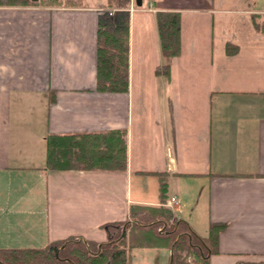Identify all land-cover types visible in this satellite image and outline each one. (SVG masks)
Returning <instances> with one entry per match:
<instances>
[{
    "label": "crops",
    "instance_id": "crops-1",
    "mask_svg": "<svg viewBox=\"0 0 264 264\" xmlns=\"http://www.w3.org/2000/svg\"><path fill=\"white\" fill-rule=\"evenodd\" d=\"M96 1L0 4V248L127 234L132 205H163L154 172H167L175 216L204 237L228 223L209 264H264V0H142L118 91L98 88ZM158 10L181 14L168 75ZM114 129L125 169L48 166L50 134Z\"/></svg>",
    "mask_w": 264,
    "mask_h": 264
},
{
    "label": "trees",
    "instance_id": "trees-1",
    "mask_svg": "<svg viewBox=\"0 0 264 264\" xmlns=\"http://www.w3.org/2000/svg\"><path fill=\"white\" fill-rule=\"evenodd\" d=\"M109 7L100 15L97 48L98 88L128 90L130 52V0H107ZM9 5H73V0H0ZM159 36L165 63L157 73L169 74L171 60L181 52V14L175 10L156 12ZM256 28L264 32V15L256 16ZM126 130L114 129L83 134L49 135L47 164L50 167H83L122 170L127 166ZM159 178L161 206H131L132 221L128 227L148 226L156 243L149 246L172 248L171 264H209L218 246L219 234L228 223L211 222L210 233L201 236L190 224L174 215L164 205L167 191V172H154ZM114 225V224H113ZM124 223L118 225L123 227ZM110 226V225H109ZM110 234L105 242H93L81 237L51 242L44 248L2 249L0 264H131L130 246L126 231L121 228ZM176 233L173 238L172 234ZM184 253L193 254L195 262H187Z\"/></svg>",
    "mask_w": 264,
    "mask_h": 264
},
{
    "label": "rangeland",
    "instance_id": "rangeland-1",
    "mask_svg": "<svg viewBox=\"0 0 264 264\" xmlns=\"http://www.w3.org/2000/svg\"><path fill=\"white\" fill-rule=\"evenodd\" d=\"M73 5L79 4H91L97 2L96 0H73ZM136 6V0H130L128 5L129 10ZM115 11L114 7H109L107 0L104 3V9ZM141 228V229H138ZM143 228V229H142ZM148 226H138L132 230L130 228L127 230V243L130 246V253H131V264H171V254L172 248L171 247H159V246H147L145 244L146 240L154 239L158 241V238L152 236L151 231H149ZM173 238L176 237V233L172 234ZM184 257L187 262L194 263L195 256L193 254H186L184 253Z\"/></svg>",
    "mask_w": 264,
    "mask_h": 264
},
{
    "label": "water",
    "instance_id": "water-1",
    "mask_svg": "<svg viewBox=\"0 0 264 264\" xmlns=\"http://www.w3.org/2000/svg\"><path fill=\"white\" fill-rule=\"evenodd\" d=\"M136 4L141 6L142 5V0H136ZM124 231H125V226H124ZM171 261H172V256H171Z\"/></svg>",
    "mask_w": 264,
    "mask_h": 264
},
{
    "label": "built area",
    "instance_id": "built-area-1",
    "mask_svg": "<svg viewBox=\"0 0 264 264\" xmlns=\"http://www.w3.org/2000/svg\"><path fill=\"white\" fill-rule=\"evenodd\" d=\"M171 201H176V197L175 196H172L171 197Z\"/></svg>",
    "mask_w": 264,
    "mask_h": 264
}]
</instances>
